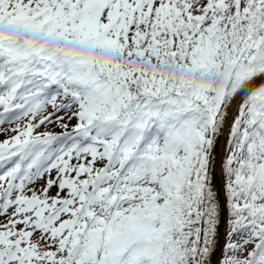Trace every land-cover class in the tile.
<instances>
[{
    "label": "snow or ice",
    "instance_id": "1",
    "mask_svg": "<svg viewBox=\"0 0 264 264\" xmlns=\"http://www.w3.org/2000/svg\"><path fill=\"white\" fill-rule=\"evenodd\" d=\"M0 136V264H264V0H0Z\"/></svg>",
    "mask_w": 264,
    "mask_h": 264
},
{
    "label": "rangeland",
    "instance_id": "2",
    "mask_svg": "<svg viewBox=\"0 0 264 264\" xmlns=\"http://www.w3.org/2000/svg\"><path fill=\"white\" fill-rule=\"evenodd\" d=\"M53 127H54V126H53ZM54 130H55V131H59V129H58V128H54ZM0 139H3V137H2V136H0ZM221 231H223V229H222Z\"/></svg>",
    "mask_w": 264,
    "mask_h": 264
}]
</instances>
